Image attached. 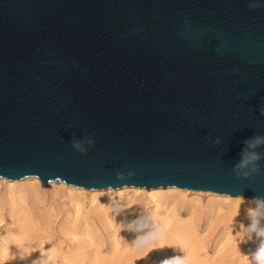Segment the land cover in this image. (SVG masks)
Instances as JSON below:
<instances>
[{"label": "water", "instance_id": "95a60500", "mask_svg": "<svg viewBox=\"0 0 264 264\" xmlns=\"http://www.w3.org/2000/svg\"><path fill=\"white\" fill-rule=\"evenodd\" d=\"M261 112L264 0H0V178L264 198Z\"/></svg>", "mask_w": 264, "mask_h": 264}, {"label": "bare ground", "instance_id": "6f19581e", "mask_svg": "<svg viewBox=\"0 0 264 264\" xmlns=\"http://www.w3.org/2000/svg\"><path fill=\"white\" fill-rule=\"evenodd\" d=\"M56 183L50 181L51 187L46 189L36 176H27L21 180L0 178V222L7 220L11 225H17L20 229L22 241L34 232L38 228L37 226L44 224L39 223L38 220L39 225H37L35 221L36 215L34 214L41 210L40 205L43 206L45 211L42 214L47 223L45 225L57 223L56 221L61 215L60 212L57 211L54 205L49 207L47 205L50 200L55 202L58 197L60 200L68 201L66 203L71 212L66 211L68 214L66 218L69 216L68 221L61 224L60 232L64 233L66 237H71L73 242L80 241V237L88 238V241L82 239L80 243L78 242L79 244L81 242L82 244L88 243V246H82L83 250L85 248L91 249L92 246L97 244L95 243L96 240L99 241L102 236H106L111 240L112 250L116 254L120 251L121 246V226L125 227L127 231V234H124H126L131 247L136 245L144 248V245L138 240L140 236H138L136 227H143L146 225L145 223H148L159 231L164 242L165 240L180 242L187 254L185 264H199L200 257L204 256V245H202L204 237L202 238L203 234L197 228L200 224H197V221L207 218L206 229L208 227L214 229L213 226L219 227L222 225L227 232L231 225L236 224L237 229L244 232L245 230L240 228L236 220L241 215L240 213L248 215L249 219L251 212L264 213V209L256 208L254 199L242 196L231 197L211 191L177 187L146 189L133 186L90 190L64 183L56 185ZM236 201H239V203H236ZM149 204L152 205L150 210L147 209ZM62 209L64 210V206ZM182 211H185L186 214L182 215ZM147 218L148 221H146ZM97 221L101 226L100 228L97 226ZM262 223H264V220H262ZM104 232L106 235H102ZM231 235H227L217 245L221 246L223 242L229 244L232 240ZM153 244L150 246L151 248L145 250L148 252V257L155 251L156 247L154 248ZM82 253L81 259H76V256L75 259L69 260V264H75L79 261L81 264L83 260H93V264H115L116 262L115 256L111 258L103 257L98 250L93 252L92 256H89L86 252ZM157 253L159 264L173 260L164 252L162 245L158 247ZM71 257L73 256L71 255ZM203 258L206 259L207 257L204 256ZM5 263L11 264L9 261Z\"/></svg>", "mask_w": 264, "mask_h": 264}, {"label": "rangeland", "instance_id": "374dc122", "mask_svg": "<svg viewBox=\"0 0 264 264\" xmlns=\"http://www.w3.org/2000/svg\"><path fill=\"white\" fill-rule=\"evenodd\" d=\"M58 185V183H56ZM51 187V186H50ZM50 187H46V189H50ZM49 201L48 207L50 205H54L58 212H60V218L55 222L56 224H47L44 220L45 213L43 206L40 205L41 210H36L37 212L34 214L35 221L37 225L41 222L42 226H37L29 236L24 238L21 241V233L20 229L15 224H10L8 221L0 222V264H6V261H9L11 264H69L70 259H81L82 252L88 253V255L92 256L93 252L97 250L100 251L101 256L111 258L113 256L116 257L115 264H159L157 262L158 258V247L162 245L164 252H166L167 256H170L172 259L180 258L183 261H187V254L185 248L178 241H170L162 240V236L159 234V231L150 226L148 223L143 227H136V231L138 232V240L140 243L144 245V248H140L139 246H130V242L126 237L127 231L125 227L121 226L120 228V251L114 254L112 250L111 240L109 238L101 237L96 240V245L92 246L91 249L85 248L82 249V246H88L87 242H83L84 244H79L80 241H85L84 239H88L85 237H80L78 242L72 241V238L64 235V233L60 232V226L64 223V221H68V217L66 218L67 210L69 211V206L67 205V200H60L57 197V200ZM67 202V203H66ZM147 204V203H145ZM64 206V210L62 209ZM66 206V207H65ZM152 205H147V209H151ZM62 211V212H61ZM35 212V211H34ZM69 213H71L69 211ZM185 211H182V215H185ZM236 218L241 229L246 231L248 222L250 221L249 216L246 214H242ZM42 215V216H41ZM38 219H37V218ZM42 218V219H41ZM150 219V217H148ZM146 219L148 221L149 219ZM39 220V223H38ZM199 226H197L199 232L204 237L203 243V255L207 258L200 257L199 264H240V257L244 254H248L255 250L257 246V242L255 239L253 241H249L247 243H243L239 239V235L244 234L243 231L237 229V225H231L227 230L224 226H213L214 229L206 227L207 218H202L197 221ZM59 223V224H58ZM98 223V228H100V224ZM68 225V224H67ZM235 226V227H234ZM123 227V228H122ZM144 229V231H143ZM208 230V231H207ZM230 230V231H229ZM210 231V233H209ZM126 233V234H124ZM105 232L102 234L104 235ZM211 236H210V235ZM232 234V235H231ZM106 235V234H105ZM207 235V237H206ZM227 235H231L232 240L231 244H224L223 242L221 246L217 244L220 243L222 239L227 237ZM71 238V239H70ZM140 238V239H139ZM234 238V239H233ZM89 240V239H88ZM87 240V241H88ZM168 241V242H167ZM151 242H153V246L155 251L150 254L148 257V252L145 251L147 248H151ZM87 243V244H86ZM151 244V245H150ZM77 245V246H76ZM81 246V247H79ZM205 248V249H204ZM157 249V250H156ZM220 249V250H219ZM206 250V251H205ZM4 251V252H3ZM149 251V250H148ZM219 252V253H218ZM247 252V253H246ZM6 254V255H4ZM76 254V255H75ZM71 255L73 257H71ZM3 256H5L3 258ZM203 258V260H202ZM77 260V261H78ZM156 260V261H155ZM206 260V261H205ZM208 261V262H207ZM72 264V263H71ZM75 264H80L79 262H75ZM81 264H93L92 261H84Z\"/></svg>", "mask_w": 264, "mask_h": 264}, {"label": "clouds", "instance_id": "9594fccd", "mask_svg": "<svg viewBox=\"0 0 264 264\" xmlns=\"http://www.w3.org/2000/svg\"><path fill=\"white\" fill-rule=\"evenodd\" d=\"M259 3L253 2L250 4L252 9L260 7ZM264 114V112H261ZM220 140L214 141V144H219ZM95 139L89 136H83L77 139L75 134L71 140V147L78 153L87 154L90 148L95 147ZM245 147L240 153L241 159L232 167V171L237 179H249L253 175H264V154L258 149L264 148V135H255L254 137L244 142ZM256 208L264 209V198H255ZM239 203V201H236ZM264 213L251 212L250 222L247 225L246 232L239 235V239L243 243L258 241L255 250L249 254H244L240 257V264H264ZM164 264H185V261L180 258L165 261Z\"/></svg>", "mask_w": 264, "mask_h": 264}]
</instances>
